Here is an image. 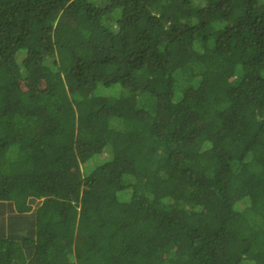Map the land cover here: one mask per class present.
<instances>
[{
  "label": "trees",
  "instance_id": "obj_1",
  "mask_svg": "<svg viewBox=\"0 0 264 264\" xmlns=\"http://www.w3.org/2000/svg\"><path fill=\"white\" fill-rule=\"evenodd\" d=\"M0 264H264V0H0Z\"/></svg>",
  "mask_w": 264,
  "mask_h": 264
},
{
  "label": "rangeland",
  "instance_id": "obj_2",
  "mask_svg": "<svg viewBox=\"0 0 264 264\" xmlns=\"http://www.w3.org/2000/svg\"><path fill=\"white\" fill-rule=\"evenodd\" d=\"M101 92L104 93V94H110L111 93L112 95L116 96L118 94V89H115V87L114 88H108V89H105V90H101ZM103 147L100 146V147L96 148V150L98 151V155L99 156H100V154L101 155H105V156L107 155L106 151L102 152L103 151ZM74 167L79 169L82 172L84 165L81 164V163L80 164L76 163Z\"/></svg>",
  "mask_w": 264,
  "mask_h": 264
}]
</instances>
